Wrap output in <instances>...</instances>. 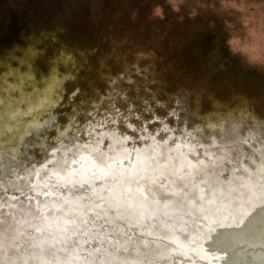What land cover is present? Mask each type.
I'll return each instance as SVG.
<instances>
[{
    "label": "rangeland",
    "instance_id": "obj_1",
    "mask_svg": "<svg viewBox=\"0 0 264 264\" xmlns=\"http://www.w3.org/2000/svg\"><path fill=\"white\" fill-rule=\"evenodd\" d=\"M58 27V42L44 45L48 56L61 44L87 52L83 59L77 56L81 63L77 79L66 85L55 105L57 123L65 125L60 128L65 144H70L69 138L92 143L96 134L115 130L130 136L129 148L141 147V133L136 131L141 120L146 134L154 133L152 137L165 142L172 134L179 136L169 132L163 137L160 131L177 126L171 113L178 105L183 109L180 127L186 120L190 132L201 128L196 135L206 145L207 138L218 137L229 127L234 131L245 125L264 127V0H0L2 50L24 48L34 34ZM37 68L36 86L42 90L47 86L41 80L48 74L47 57ZM65 71L70 69L60 66V72ZM153 78L159 83L146 90L143 85ZM75 89L80 92L74 95ZM158 90L156 96L149 94ZM51 93L56 99L55 91ZM24 94L36 95L30 85ZM234 95L246 98V115L222 112L201 119L212 111L209 97L223 102ZM116 113L129 117L132 127L119 117L115 125L109 124ZM51 131L45 141L50 150L60 145L51 140ZM25 141L29 145L20 147V165L38 171L49 153L35 136ZM103 146L107 148V141ZM0 199L3 203L4 196Z\"/></svg>",
    "mask_w": 264,
    "mask_h": 264
},
{
    "label": "bare ground",
    "instance_id": "obj_2",
    "mask_svg": "<svg viewBox=\"0 0 264 264\" xmlns=\"http://www.w3.org/2000/svg\"><path fill=\"white\" fill-rule=\"evenodd\" d=\"M44 95L52 97L51 91ZM33 100L31 115L23 114L28 105H20L22 114L16 118V126L0 137V181L5 176L11 178L12 168L23 174L33 171V167L20 165V147H26L27 133L45 121L44 115L51 110L36 107L35 97ZM191 133L198 132L195 129ZM96 135L98 139L95 136L92 143L69 138V145L61 140L52 150L42 148L48 157L39 166L42 169H34L29 177L32 191L28 204L41 219L29 228L38 258L28 259V264H96L98 259L111 264L124 260L132 264H264V189L260 187L264 183V158H258L254 166L246 162L248 177L239 182L225 171L219 188L213 189L209 198V188L197 175L207 167L208 158L189 140L172 134L165 142L151 137L141 147L129 148L130 136L125 139L115 130ZM209 156L216 158L212 150ZM183 184L198 185L192 197L200 196L198 201L186 198L187 209L178 206ZM81 185L91 190L87 203V197L79 199L76 191ZM10 191L0 187V198L4 196L0 213L15 215L8 202L18 208L13 197L26 198ZM104 212L108 216L101 215L102 220H111L113 213L120 219L105 223L102 230L93 220ZM115 227L121 229V235L112 231ZM104 232L109 243L126 239L124 233L134 240L142 237L145 243L136 251L126 245L129 252H118L113 259L110 248L108 255L93 251L100 248ZM154 249L160 254L153 256Z\"/></svg>",
    "mask_w": 264,
    "mask_h": 264
},
{
    "label": "clouds",
    "instance_id": "obj_3",
    "mask_svg": "<svg viewBox=\"0 0 264 264\" xmlns=\"http://www.w3.org/2000/svg\"><path fill=\"white\" fill-rule=\"evenodd\" d=\"M182 108L178 107L172 109V117L176 120L177 126L175 128H162L160 131L163 137H166L169 132L178 133L183 139L189 140L193 144L194 149H199L200 154L208 158L207 167H202L197 173L200 183L207 186L211 192L213 189H218L220 182V176L225 172H230L233 181L239 182L241 178L247 179L249 174V168L245 166L246 162L250 165H255L258 158H264V127L257 129L254 126L245 125L238 131H234L231 127L218 137H210L207 145L201 142L196 135H193L187 127V121L184 120V127H180ZM117 117L120 118V122L131 128L129 123V117L121 116L120 113H116L115 116L108 120L109 124L115 125L117 123ZM139 119V118H137ZM144 121L141 120L140 126L136 131L141 133L139 139L146 141L150 139L154 133L146 134V130L143 127ZM127 139V137H125ZM209 150H212V155L216 158L213 160L209 156ZM59 151V149H57ZM195 155V152L193 153ZM102 155V154H101ZM51 163V161H50ZM200 163H203L200 161ZM43 167V166H42ZM33 171H26L21 175L15 168L10 169V177L5 176L3 181H0V187L5 190L12 189L18 192L20 196L25 197V200H19L18 197H13L17 200L19 207L8 202L9 208L15 209V215L7 213H0V264H28V259L38 258L35 252V246L33 244L34 234L28 231L29 228L35 227L33 221H38L41 218L39 214L29 207L28 200L30 199L29 193L32 191V184L29 179L34 174ZM254 176V172H253ZM23 182V183H21ZM198 187V185L183 184L181 186L180 202L178 206H182L187 209V203H184L186 198L192 197V190ZM261 189H264V183L260 185ZM184 189H189L188 192H184ZM79 193V199H85L86 203L91 200V190L81 185L77 190ZM194 200H199L200 196L192 197ZM99 206V205H97ZM107 217L108 213L104 212L98 214L93 220V223L98 224L100 229H104L105 223H114L120 219V216L113 213L111 220H102L100 217ZM151 227V226H150ZM112 231L116 235H121V229L115 227ZM126 239L115 240V243H109L107 241V232H104V240L100 248H94L93 251H102L104 255H108V249L110 248L111 256L115 258L116 253L123 252L127 254L131 245L132 250L136 251L140 246L144 245L145 241L142 237H137L136 240L132 236L123 234ZM92 239H98L97 236H93ZM115 239V237H114ZM158 250H153L152 255H159ZM54 255V253L52 254ZM146 256L149 253H145ZM96 264H111V261L98 259ZM121 264H132V262L124 260Z\"/></svg>",
    "mask_w": 264,
    "mask_h": 264
},
{
    "label": "snow or ice",
    "instance_id": "obj_4",
    "mask_svg": "<svg viewBox=\"0 0 264 264\" xmlns=\"http://www.w3.org/2000/svg\"><path fill=\"white\" fill-rule=\"evenodd\" d=\"M59 31V27L51 32L42 30L38 36L34 34L24 48L13 46V48L7 51L0 49V137H3L5 131H11L16 126L14 122L22 114L20 113V105H28V110L23 114L31 115L34 100L31 95L26 96L24 94L25 87L29 85L32 87L33 93L36 94V107L43 109L47 106L51 110L47 111V119L43 122H38L27 135L30 137L35 136L41 148L46 147L44 141L49 138L50 130H52L51 140L55 143H59L60 136L64 135V133L60 132V128L65 125L57 123L55 105L57 99H62L63 89L66 85L73 83L77 79L76 73L80 71L81 67L77 56L83 59L87 55V52L81 49L71 50L66 45L61 44L59 48L53 51L51 56H48V50L44 45L47 41L57 43ZM123 42L120 41L119 43ZM45 57H47L48 74L47 76H42L41 80L47 86L41 90L36 86V73L38 71V62ZM60 66L68 68L70 71L61 73ZM99 79L102 81L106 79L102 70L99 72ZM112 83L115 84L116 82L112 81ZM156 83H159V81L153 78L151 81H146L143 87L146 90H150L151 86ZM49 91H55L56 99L44 95V93ZM99 91L100 89H93L94 93H98ZM78 92L80 90L75 89L73 94L75 95ZM149 94L156 96L160 94V90L156 92L150 91ZM112 96L113 93L109 92L107 98L111 99ZM199 99V97L196 98L197 111L200 110ZM209 100L212 111L206 112L205 116L201 117L202 120L213 116L219 117L222 112L226 116L232 115L234 111L240 112L243 115L247 114L248 102L242 95H234L230 101L222 102L214 97H209ZM81 103L83 104L85 101H81ZM233 103L237 105L236 108L232 107ZM93 106L95 105L93 104ZM72 115H75V112ZM243 115L241 118H243ZM207 127H211V125H207ZM196 131L200 132L202 129L196 128ZM41 137L44 139L41 140ZM2 144L3 141L0 139V147H2ZM15 151L18 152L19 149ZM11 158L16 159L15 156ZM2 159V154H0V170H3Z\"/></svg>",
    "mask_w": 264,
    "mask_h": 264
}]
</instances>
